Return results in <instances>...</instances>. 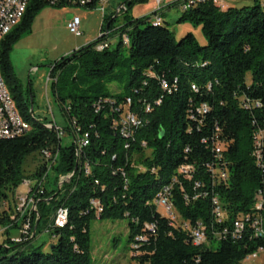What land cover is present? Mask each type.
<instances>
[{
    "label": "trees",
    "instance_id": "16d2710c",
    "mask_svg": "<svg viewBox=\"0 0 264 264\" xmlns=\"http://www.w3.org/2000/svg\"><path fill=\"white\" fill-rule=\"evenodd\" d=\"M99 1L91 0L84 8H96ZM185 1L166 8L179 9ZM48 5L79 6L74 0H30L18 25L0 41L1 77L31 129L19 138L0 139V205L26 179L23 163L28 156L47 154V149L57 153L45 177L51 174L52 180L42 183L34 196L29 231L21 233L27 216L9 222L0 212L5 234L11 229L20 232L19 241L7 237L6 246H0V264H91L92 219H128V242L137 264H240L264 250V168L253 156L255 134L264 131V5L255 1L222 11L206 1L181 12L178 22L201 26L204 46L190 33L176 41L161 22L152 21L156 15L161 18L165 6L151 18L126 21L114 29V18L104 13L100 33L107 35L57 60L48 75L53 96L71 125L66 129L72 138L69 146H62L56 132L32 116L10 61L13 46ZM112 36L117 38L114 46L95 49ZM201 105L208 110L199 114ZM119 109L130 110L140 120L130 139L113 126ZM84 137L87 145L78 153L77 143ZM216 141L224 145L228 178L212 184L209 169L216 159ZM84 165L89 166L88 174ZM182 166H192L191 179L179 173ZM43 174L33 178L40 181ZM66 176L68 181L59 188V179ZM170 187L173 207L184 220L206 226L208 244L192 246L188 233L156 210L152 202ZM258 192L260 211L254 208ZM215 197L224 210L219 223L212 213ZM58 208L67 211L62 228L53 224ZM247 214L261 218L260 236L246 225L237 241L213 238ZM42 233L55 240L45 252L44 243L36 244ZM213 242L218 243L215 250L208 248Z\"/></svg>",
    "mask_w": 264,
    "mask_h": 264
},
{
    "label": "rangeland",
    "instance_id": "374dc122",
    "mask_svg": "<svg viewBox=\"0 0 264 264\" xmlns=\"http://www.w3.org/2000/svg\"><path fill=\"white\" fill-rule=\"evenodd\" d=\"M105 5L106 17L112 16V28H117L126 21L150 17L155 0H133V3L127 5L128 0H106ZM164 9L159 11L161 16V25L170 30L176 41H179L186 34L190 33L200 46L206 45L201 26L193 25L189 22H178L180 10L178 7L166 8L178 0H161ZM225 4L232 0H224ZM258 3V2H257ZM123 5V6H122ZM129 8L125 12V6ZM253 4H241L234 6L241 8L251 6ZM121 7V11L117 9ZM76 15L80 18V36H74L66 28V16ZM151 21V20H150ZM102 24V14L98 6L93 9L84 8L75 5H66L60 8L46 6L34 18L31 30L25 33L13 46L10 53V61L13 71L20 80V84L24 90L25 96L29 99V108L32 116L41 122L45 127L56 126L63 131L60 142L62 146H69L72 142L71 135L66 132L67 128H71L70 123L63 115L60 103L55 99L51 91V81L48 78L50 68L53 64L63 56L71 53L73 50L85 46L98 37H100V29ZM108 23L104 24V29ZM140 29L145 25L141 24ZM111 47L117 42V38H110ZM109 44V40L107 41ZM246 79L250 80V74L246 75ZM109 89L117 91L113 86ZM22 117V116H21ZM52 124V125H50ZM53 129V128H52ZM145 155L149 156L150 151L146 150ZM51 161H45L41 155L34 153L28 156L23 163V173L26 179L18 187L21 193L16 192L9 195V198L0 205V212H5L9 217V222L14 221L16 217L21 215L17 211L18 199L25 196L29 190V196L37 195L40 186L46 180H52L50 166ZM44 172L40 181L34 179L33 176L38 172ZM69 176L59 179L58 187L68 181ZM36 185V188H35ZM35 212V211H34ZM161 213V211H160ZM0 246L5 247L4 242L8 237L11 240L18 239L20 232L18 229H11L5 234V226L0 225ZM90 236V258L91 264H137L132 258L128 242V219L122 220H99L92 219L88 227ZM44 243L42 251H47L50 243L55 242L50 235L42 233L37 237V243ZM12 245L10 244V247ZM218 247L217 242L208 245V248L215 250ZM261 253V251L257 252ZM240 264H264L262 254H258L256 258L247 257Z\"/></svg>",
    "mask_w": 264,
    "mask_h": 264
},
{
    "label": "built area",
    "instance_id": "2783aa9c",
    "mask_svg": "<svg viewBox=\"0 0 264 264\" xmlns=\"http://www.w3.org/2000/svg\"><path fill=\"white\" fill-rule=\"evenodd\" d=\"M29 0H0V41L5 37V29L10 27L11 25L17 24V20H19L20 8H23V4ZM91 0H74V2L78 3L79 6L85 7L90 4ZM206 1H211L213 5L223 11V9H227V5L224 0H186L184 4L179 7L181 12H185L192 8L193 6L203 3ZM108 1L100 0L97 4L100 13L103 15L105 13V5ZM123 6V5H122ZM120 6L117 11H121ZM162 1L155 0V8L153 11L159 10L162 8ZM152 11V12H153ZM152 21L162 22L159 16H154ZM67 30L73 34L74 36H80V18L76 15H71V17L66 21ZM107 35L106 33L101 34L100 36ZM122 42L124 45H128V38L126 35L122 36ZM108 42H102L96 46L97 51H101L108 47ZM1 72H0V139H14L22 137L23 135H27L30 132V128L22 124L18 121L17 116H15V110L12 109V105L8 103V93H5L4 86H1ZM165 87V85H163ZM195 89V88H192ZM129 102V100H127ZM160 100L155 102V105H159ZM98 104V102L96 103ZM245 105V104H244ZM259 106L256 103V107ZM98 108V107H97ZM146 112L150 111L149 107L145 108ZM208 110L207 105H201L198 109V113H205ZM120 112L116 118H114L113 126L115 129L119 130L120 135L125 139H130L133 135L134 129L140 126V120L138 117L129 111H121L120 109L117 111ZM110 114H113V111L110 110ZM52 125V124H50ZM53 130L56 132L57 138L61 139L63 131L58 129L56 126L52 125ZM85 143H87L86 137L80 140L77 143V152L85 147ZM203 143L206 144V141L203 140ZM254 150L253 156L255 158L256 165L259 168H264V131H258L254 137ZM144 146V143L142 144ZM213 152L215 153L216 159L214 164L210 167V174L212 179V184H217L219 182H225L228 178V169L225 161L222 160V153L224 149V145L220 141L214 142L212 145ZM42 159L45 161H51L50 166L55 164L57 153L53 154L52 151L47 149V154H40ZM84 171L86 174L89 173V166L84 165ZM193 172L192 166H182L180 168L179 173L187 179H191V174ZM26 184V182L24 181ZM200 184L197 183L196 187H199ZM170 188L164 191L159 199L153 201V205L156 207V210L161 215L166 217L171 221L174 226H177L188 233L190 237V242L192 246L199 247L202 245H206L209 243V239L207 236V228L201 222H197L196 224H191L190 222L184 220L179 213L173 207V204L170 199ZM35 194H31L29 196L28 193L25 194L22 198L18 199L17 211L22 216H27L25 223L22 226L21 233L26 234L29 231V222H30V214L31 212L36 211V203L34 201ZM255 205L254 208L257 211L262 209V199L260 192L255 195ZM95 208L98 207L97 202L91 203ZM212 213L214 215L215 220L219 223L223 221L224 218V210L219 203V200L215 197L212 199ZM65 209L58 208L55 212L54 216V226L61 228V219H63ZM248 225L250 229L256 236H260L262 234V222L261 218L258 215L247 214L245 216H241L236 219L231 228H223L221 232L213 233V238H227L229 237L233 241H237L240 239L241 234L243 233L245 226ZM1 230V227H0ZM19 241V239H17ZM258 254H262L264 258V251L261 253H255L251 257L256 258Z\"/></svg>",
    "mask_w": 264,
    "mask_h": 264
},
{
    "label": "bare ground",
    "instance_id": "6f19581e",
    "mask_svg": "<svg viewBox=\"0 0 264 264\" xmlns=\"http://www.w3.org/2000/svg\"><path fill=\"white\" fill-rule=\"evenodd\" d=\"M30 1V0H29ZM29 1H26L25 4H23V8H20V14H19V20H17V24H14V25H11L10 27H8L7 29H5V36L7 34H9L17 25L18 23L20 22L24 12H25V9L29 3ZM226 10V9H223V11ZM155 23H159L158 21H154ZM1 86H4V89H5V93H8V103H10L12 105V109L15 110V116H17L18 118V121L21 122L22 124H24L25 126H27L28 128H30L29 124L27 122H25L23 120V118L21 117V115L19 114V111L17 110L15 104H14V101L12 100V98L10 97V94H9V91L6 89V86H5V83L1 77ZM85 145H87V143H85ZM167 190V189H164L162 191V193L159 194L158 198L162 196V194H164V191ZM66 220H67V211L64 212V216H63V219H61V228L65 225L66 223ZM261 252L264 251V250H260Z\"/></svg>",
    "mask_w": 264,
    "mask_h": 264
},
{
    "label": "crops",
    "instance_id": "0c3cea01",
    "mask_svg": "<svg viewBox=\"0 0 264 264\" xmlns=\"http://www.w3.org/2000/svg\"><path fill=\"white\" fill-rule=\"evenodd\" d=\"M255 1H257L260 6L264 5V0H232V2L227 3V8L234 7V6L241 5V4H249V3L254 4ZM154 8H155V5H153L152 11L154 10ZM68 16H71V14L67 15L66 18ZM111 42H113V41L109 40L110 45L112 44ZM16 192L21 193L19 188L16 190Z\"/></svg>",
    "mask_w": 264,
    "mask_h": 264
},
{
    "label": "water",
    "instance_id": "95a60500",
    "mask_svg": "<svg viewBox=\"0 0 264 264\" xmlns=\"http://www.w3.org/2000/svg\"><path fill=\"white\" fill-rule=\"evenodd\" d=\"M70 17H71V16H68V17L66 18V20H68Z\"/></svg>",
    "mask_w": 264,
    "mask_h": 264
}]
</instances>
